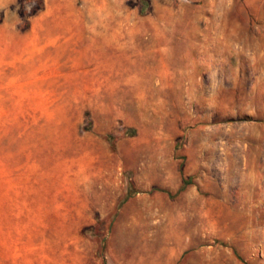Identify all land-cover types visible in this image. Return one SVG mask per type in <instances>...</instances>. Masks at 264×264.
Returning a JSON list of instances; mask_svg holds the SVG:
<instances>
[{
	"label": "rangeland",
	"instance_id": "1",
	"mask_svg": "<svg viewBox=\"0 0 264 264\" xmlns=\"http://www.w3.org/2000/svg\"><path fill=\"white\" fill-rule=\"evenodd\" d=\"M0 264H264V0H0Z\"/></svg>",
	"mask_w": 264,
	"mask_h": 264
}]
</instances>
